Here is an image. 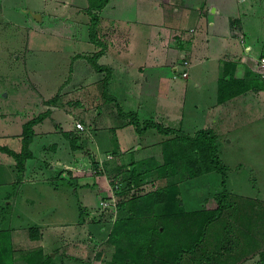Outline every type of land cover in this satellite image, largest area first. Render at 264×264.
<instances>
[{
	"label": "rangeland",
	"instance_id": "1",
	"mask_svg": "<svg viewBox=\"0 0 264 264\" xmlns=\"http://www.w3.org/2000/svg\"><path fill=\"white\" fill-rule=\"evenodd\" d=\"M16 2L25 8L36 9L43 19L38 21L33 15L21 16L7 9L8 20H5L0 13V151L13 158L16 165L13 182H0V229L4 237L11 232L26 236L27 232L30 233L31 225H38L45 247L54 252V263L129 264L127 261H114L115 243L109 240V236L113 221L120 213L117 202L125 200V195H118L111 189V179L115 177L111 176L115 174L119 180L129 176L126 170L131 164V152L124 150L116 153L111 150L108 153H89L88 140L85 138L87 128L92 136L96 133L95 126L127 121L128 118L118 114L119 105L124 111H135L141 122L153 115L157 119L154 121L163 125L182 126L180 128L189 134H194L200 128L213 130L217 135L219 155L228 166L225 187L230 191L233 201L224 215L212 224L207 245L214 246L220 237L225 236L222 227L230 220L227 243H232L229 251L233 254H228L222 263L215 264H262L259 252L264 248V89L248 87L234 95L227 105H214V82L210 79L205 81L207 75L199 85L194 80L196 75L201 78L205 74V66L213 62L208 61L207 65L197 62L193 66L190 61L197 56L195 53H200L199 57L204 56V47L197 43V50L190 54L173 45L163 46L160 38L155 41L149 25L141 23L139 12L140 8L149 11L148 0H109L108 4L97 10L100 17L97 42L92 41L89 35L91 14L87 10L88 0ZM161 2L163 7L167 3L164 0ZM176 2L173 0L169 3L173 6ZM185 2L197 4L203 1ZM185 2L183 6L171 9L172 14L166 22H179L181 30L177 29L176 38L180 47L186 46L187 40L193 35L190 31L192 27L195 33L205 32L208 23L207 14L199 15L198 9L184 6ZM217 2L228 4L229 1ZM240 2L237 1V4H242ZM248 10L250 14L243 21L246 30L239 32L240 37L236 41V37L233 39V57L222 66L220 79H225V83L237 76L238 79H244L246 84H252L250 81L253 79L264 82V0H258ZM67 14L72 19L63 22ZM11 18L18 21L28 18L29 23L21 22L16 27L10 23ZM220 18L225 21L224 17ZM237 19L233 23L238 25L241 23L240 17ZM64 23L70 25L65 26ZM82 25L83 30L80 29ZM248 44L251 46L249 51ZM216 47H210L206 55H220L222 52H217ZM101 49L104 51L97 57V62L113 66L115 71L94 68L89 58ZM184 58L189 62L188 79L182 76ZM144 60H147V65L143 64V69H140L139 65ZM173 61L178 66L176 70ZM232 66L233 73L231 71L230 76ZM216 69L213 68L214 71ZM224 70L227 74L223 76ZM105 77L108 78L106 83ZM44 107L49 111V120L41 126L44 129L53 126L56 131L48 134V137L44 136L49 144L43 143L46 149L39 150L43 153L52 152L55 141H61L62 148L57 153L65 158L66 145L77 150L76 154L80 157L75 161V167L71 166L76 176L62 171L66 167L56 166L49 170V177L43 181L19 182L22 170L18 169L16 158L23 151V141L18 132L23 131L24 122L42 112ZM78 120L83 122L85 130L76 129ZM55 121H58L57 125H54ZM73 124L75 128L67 137L62 125L66 127ZM128 124L132 127L133 136L135 125ZM3 133L18 135L3 136ZM63 134L67 141L61 139ZM11 136L18 138L20 149L11 148L14 147ZM70 137L78 139V147L73 146ZM139 137L140 143L149 151L145 153V148H136L135 154L148 156L155 153V143L167 136L151 127ZM117 138L119 145H125L127 137L125 140L124 136L118 134ZM34 145L36 148L43 147L42 143ZM49 148L50 151H47ZM23 156L24 153L21 158ZM100 159L104 167L99 172L97 166ZM44 161L49 163L46 159ZM38 165L43 166L35 162V167ZM3 178L11 179L8 171ZM221 179L222 174L216 170L192 176L180 168L178 173L168 176H162L154 170L142 174L138 186L126 195L130 197L134 192L140 194L175 184L177 190L172 193L182 201L184 209L197 210L213 206L214 194L222 191ZM3 196L7 197L1 200ZM113 196L114 204L109 206L101 203L105 197L112 199ZM169 205L161 208L167 211ZM127 209L128 202L124 205V211ZM128 215L136 218L140 216L136 211ZM148 216L145 214L143 218ZM7 241L10 243L9 238ZM57 251H63L66 256H56Z\"/></svg>",
	"mask_w": 264,
	"mask_h": 264
},
{
	"label": "trees",
	"instance_id": "2",
	"mask_svg": "<svg viewBox=\"0 0 264 264\" xmlns=\"http://www.w3.org/2000/svg\"><path fill=\"white\" fill-rule=\"evenodd\" d=\"M88 1L87 10L89 9L88 11L91 14L89 35L92 41L97 42L99 41V38H97V24L100 18L97 10L101 9L108 0ZM103 51L101 49L99 52H95L92 58L89 59L97 70L106 69L111 71V66L98 63L96 60ZM224 75H226V72H224ZM232 78L233 80H230L229 83H225V79H219V101H224L239 94L248 87L254 86L264 89V82L262 83L259 79H253L250 81L252 84H246L242 78ZM104 81L105 83L108 82V78L105 77ZM48 114L49 111L46 109L27 120L23 125L21 133L23 151L16 158L20 171L24 169L25 159L32 155L29 143L34 135L33 125ZM118 114L121 117L128 118L127 121L135 125V130L138 133H143L152 127L167 137L157 141L154 145L155 153L148 156L137 155L135 154L136 150L131 152V164L126 170L129 176L124 177L122 180H119V177L115 174L111 176H115L114 179H111L110 184L115 191L114 193L121 196L125 195V200L122 199L124 201L117 202L120 213L113 221L109 236V240L115 243L114 261H127L129 264L222 263L227 255L231 253L229 249L232 248V243L231 245L227 243V236L230 234L229 219L227 224L222 227L225 230V238L220 237L214 246L207 245V238L212 224L224 215L226 209L232 206L231 201H233L230 197V191L225 187L228 166L219 155L217 135L211 128H200L194 134H189L182 128L163 125L151 119L141 122L135 111H124L119 105ZM69 134L65 131L67 137L70 136ZM70 140L73 146L78 147V139H71L70 137ZM23 153L24 156L21 158ZM179 168L190 176L212 170L222 174V191L214 194L212 207L205 206L197 210H185L182 201L172 193L177 190L175 184H167L140 194L134 192L130 197L126 195L131 189L134 190V187L138 186L142 174L156 170L158 174L168 176L178 173ZM115 181L120 183L119 187H116ZM127 202L128 209L124 211V205ZM167 204L171 205L168 208L165 207L167 209L165 211L161 207ZM135 211L140 215L139 217L128 215V213ZM124 214L125 216H123ZM145 214H149V216L143 218ZM29 230L31 237L36 238L39 236L38 225H31ZM4 236L5 234L0 229V264H15L11 243L7 241L9 234L6 237ZM259 253L262 264H264V248ZM22 256L26 264H57L52 261L50 254L43 257L41 249L28 250Z\"/></svg>",
	"mask_w": 264,
	"mask_h": 264
},
{
	"label": "crops",
	"instance_id": "3",
	"mask_svg": "<svg viewBox=\"0 0 264 264\" xmlns=\"http://www.w3.org/2000/svg\"><path fill=\"white\" fill-rule=\"evenodd\" d=\"M13 1L14 0H12V1L0 0V13L2 14V17H4L5 20H8V18L6 17L7 9L15 11L16 13L20 14L21 16H24V15L27 16L28 14H30V16H32V12H39L34 8H31V7L25 8V7H23V5L17 4L16 0L14 2ZM57 1L58 0H56V2ZM148 1L150 4L149 11H147L148 9H146V10H143L141 8L139 9L140 10L139 12L141 15V23H143L145 25H149L150 34L152 35V32L154 33V36H155L154 40L155 41H157V39L160 38V41H161V43H163V46H167V45L172 46L173 45L172 47L180 48L181 51H183V52L188 51L187 53L191 54V51L195 52L197 50L195 45L197 43H198V45L201 44L200 46L204 47V51H203L202 55H204V54L205 55L199 57L198 55L200 53H195V55H197V56L196 57L194 56L193 61L190 59L191 64L193 66H195L197 62H198V64H201V62H203V63H205V65H207L208 61H212L213 63H210L209 66L208 65L205 66V74H203L201 76V78H199L198 75H196V79L194 78V80L197 82V85H199V83L203 81V77L207 75L205 81L210 79L211 82H214V85L216 88V97L214 98L213 104L217 105V106L227 105L233 99V96L224 100V101L218 100L219 79H220V76L222 75V72H223L222 66H223V64H225L224 62H228V59H230V57H233V39H235V37H236V39H235V41H236L237 38L240 37L239 32H241V31L244 32L246 30L244 28L243 21H244V17H246L247 15L250 14L248 7H251L252 4L257 2L258 0H241L240 3H242V4H237V1H239V0H228L229 1L228 4L217 2V1H227V0H201L203 2L202 3L199 2L197 4H189V3L185 2V0H182V2L179 3L177 0L178 3L176 2V5H173V6H171V4L169 3L170 1H173V0H164L167 2L164 4L165 5L164 7H163V5H161V3H162L161 0H148ZM108 2H109V0H108ZM184 2H185L184 6H187V7L194 6L196 9H198L199 15L202 16L204 14H207L208 15V20H207L208 23L206 25L207 30L205 32L203 31L200 33H195L194 32L195 30H193V27H192L190 29V31L193 32V35L187 40L186 46H183L184 47L183 48V47H180V42L176 38V36H178V34H176L177 29L179 31L181 30V28H179V22L177 24L176 23L170 24V23H166V22H167V17H169L172 14L171 13L172 10L176 9V7L178 5H179V7L181 5L183 6ZM58 4L59 3H57V5ZM114 7H117V6L115 5ZM235 8H237V9H235ZM28 9H30V10L28 11ZM67 15H69V16H67ZM67 15H65L63 17L64 18L63 22H67L65 19H68V18H70V20L72 19L70 14H67ZM220 16L224 17L225 21H223L220 18ZM56 17L60 18L61 16L60 17L56 16ZM237 17H240L239 23L241 22L238 25L236 23H233V20L234 21H235V19L238 20ZM11 19H10V23H12L16 27L21 25L22 24L21 22L25 23L27 21L29 23L28 18H26L24 20H20V21L14 20L13 18H11ZM42 19H43V15L41 14L40 20L42 21ZM0 20H1V17H0ZM83 22H85V21H83ZM68 23H64V25L69 26L70 24H68ZM208 24H209V27H208ZM239 25L242 27H239ZM80 29L83 30L84 26L82 25L80 27ZM162 29H165V30L163 31ZM162 32H163V35L161 34ZM188 33H190V32H188ZM213 36H215V37H213ZM181 39H183V37H181ZM150 42H152V39H150ZM215 46H217L216 48H218L216 50L217 52H222L224 54L223 57H221L222 53L220 55H213L212 53L210 55L208 54L209 50L211 49L210 47H215ZM250 49H251V46L248 44L247 50L249 51ZM163 50H165V49H163ZM206 52H208L207 53L208 55H206ZM190 54H189V57H190ZM157 60H159V58ZM173 62H174V64H176L175 61H173ZM143 64L147 65V60H144L143 62H141V64L139 65L140 69H143ZM213 68L214 69L217 68V69L214 71ZM112 69L114 71L116 70V68L113 66H112ZM174 69H175V66H174ZM200 69H201V67H199V73H200ZM231 71L233 73V66L230 67V71H229L230 76H231V74H230ZM224 72H226V71L224 70ZM226 74H227V72H226ZM189 76H190V72H189V68H188V74L184 75L183 77L188 79ZM137 81H138V79H137ZM45 107H46V105H45ZM45 107L42 109V111L46 109ZM49 107L51 108V106H49ZM54 110H55V106H53V111ZM152 116L149 117V119L157 120V119L153 118ZM2 118H4V117H2ZM47 120H49L48 116L44 117L41 121H39L33 125L34 135H33L32 140L29 143V149L31 150L32 155L25 159L24 169L22 170V176H21V179L19 180V182L43 181V179H47L49 177V175H50L49 170L53 169L56 166H58L59 168H65L66 167L67 169H63L62 171L67 172V174L71 173L72 176H76L74 174V169H72V168L75 167V165H76L75 161L80 157L79 155L76 154L77 150H74V149H72V147L66 145L64 148L65 154L67 155L66 158H65V156L59 155L57 152L60 151L62 148V144H61L60 140H59L60 143L58 141H55L56 146L53 147L52 152L43 153L41 150H39V149H43V150L46 149L43 146V143L48 145L49 143H46L48 134L56 131L53 126L51 129L46 128L48 130L44 129L43 126H41L44 123H46ZM214 120H216V119H214ZM57 123H58V121H55L54 125H57ZM73 126H74V124L68 125L66 127H64L62 125V130L70 133L71 130H73V128H75ZM168 126L175 127V128L182 127V126L171 125V124H168ZM89 127H91V126H89ZM192 127H196V126L193 125ZM131 128L132 127L130 126V124H128V121H124L123 123H118V124H114V122H111L110 124L105 123L103 126H95L94 131H96V133L92 136L88 132V128H87V132H86L87 134H86L85 138L88 140L87 145H89L88 146L89 153H91V152L96 153L97 152V154H100L103 151H105V153H108L111 150L115 151L116 153L122 152L124 150L132 152L134 149L137 150L136 148H138V149L139 148H145L146 149L145 153H147V151H149V150H147V148L144 147L142 145V143H140V139H139L140 138L139 136L144 135V132L146 130L142 134H139L136 131L133 134V136H131V134L133 133ZM42 129H44V130H42ZM90 129H92V128H90ZM22 130H23V128H22ZM133 130H135V127H133ZM18 133H19V135H18ZM18 133H3V136H7V135H13V136L18 135V136H20L22 131L18 132ZM113 134H114V136H112ZM118 134H120L121 136H124V138L127 137V141H126L125 145H123L121 143H120V145L118 144L120 142L119 138H117ZM44 136H47L46 139L44 138ZM63 136L61 138L63 140V142L67 141L66 136L64 134H63ZM89 136H90V138H89ZM7 138H10V137H7ZM17 139L12 138V136H11V140H14V147H11V148H15V149L19 148L20 143H18ZM108 140H110V141L108 142ZM125 140H126V138H125ZM38 143H42L43 147L41 148V147L37 146V148H36V145H34V144H38ZM110 143H111V145H110ZM33 146H34V148H33ZM110 146H111V148H110ZM35 148H36V150H35ZM47 151H50V148ZM43 155H45L46 157H44ZM130 155H131V153H130ZM44 159H46V161H49V163L48 164L45 163ZM35 162L41 163V164H43V166L38 165L35 167ZM49 164L51 167L49 166V168H48ZM15 166L16 165H15V162L13 161V158L8 157V154L6 152L0 151V182H4V183L9 182V181L13 182L12 178H14V175H16L15 174L16 173L15 172V170H16ZM71 166H72V168H71ZM7 169H9V170H7ZM7 171L11 175L10 180L3 178L4 175L7 174ZM75 189H77V187ZM5 197H7V196H5ZM5 197L3 196L1 198V200L2 199L4 200ZM8 197H11V196L9 195ZM10 201H11V199H10ZM9 240L11 243V247L13 249V255L12 256L14 258L15 264H22V263L26 264L22 255L24 252H26L28 250H32V249H41L42 253H43V257H46L47 254H50L52 256V261H53V255L52 254H54V252L52 251V249H47L45 247L44 237L41 236L40 234L38 237L33 238L30 236L29 232H27L26 236H24L20 232L17 233V235H15L11 232V234H9ZM26 242H28V244ZM29 242H31V243H29ZM57 255H60L61 257L66 256L63 251H57L56 256ZM69 261L70 260H68L67 262H69Z\"/></svg>",
	"mask_w": 264,
	"mask_h": 264
},
{
	"label": "built area",
	"instance_id": "4",
	"mask_svg": "<svg viewBox=\"0 0 264 264\" xmlns=\"http://www.w3.org/2000/svg\"><path fill=\"white\" fill-rule=\"evenodd\" d=\"M262 61H264V57H262ZM183 62H184L185 68L182 70V75L184 76V75H187L188 74V65H189V62H188V60L186 58H184ZM174 66H175V70H176L178 68L177 64H174ZM262 76H264V74ZM75 127L78 130H85V125L80 120L76 121ZM103 167H104L103 166V161H102V159H100V161H98V166H97V168L99 169V172H100V170L102 171ZM115 185H116V187H119L120 186V183L118 181H115ZM111 189L113 190L112 187H111ZM108 198H110V199L108 200ZM101 203L110 206L111 204H114L115 203V197L113 196L112 199H111V197H107V198L105 197V199L101 200Z\"/></svg>",
	"mask_w": 264,
	"mask_h": 264
},
{
	"label": "water",
	"instance_id": "5",
	"mask_svg": "<svg viewBox=\"0 0 264 264\" xmlns=\"http://www.w3.org/2000/svg\"><path fill=\"white\" fill-rule=\"evenodd\" d=\"M32 15H33L34 17H36L38 20L41 19V14H40V12H32Z\"/></svg>",
	"mask_w": 264,
	"mask_h": 264
}]
</instances>
